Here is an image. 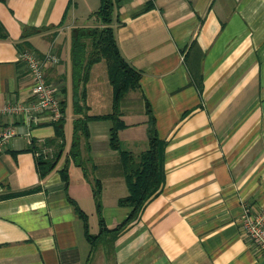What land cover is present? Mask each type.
Returning a JSON list of instances; mask_svg holds the SVG:
<instances>
[{
    "label": "crops",
    "instance_id": "obj_1",
    "mask_svg": "<svg viewBox=\"0 0 264 264\" xmlns=\"http://www.w3.org/2000/svg\"><path fill=\"white\" fill-rule=\"evenodd\" d=\"M113 1L117 45L141 75L121 103L120 150L143 152L152 133L164 141L161 190L113 246L92 252L69 197L95 234V178L108 229L131 211L119 204L129 190L120 150L111 146V119L89 120L88 138H79L93 174L70 159L74 121L113 108L106 61L84 80L73 60L79 28L101 26L94 15L101 0H0V107L36 102L20 55L53 51L61 61L48 67L47 79L60 87L65 113L59 122L0 115V125L15 130L0 152V264H93L100 248L99 264H107L105 255L114 264H264L239 221L246 206L264 212V0ZM39 160L57 162L45 178Z\"/></svg>",
    "mask_w": 264,
    "mask_h": 264
},
{
    "label": "trees",
    "instance_id": "obj_2",
    "mask_svg": "<svg viewBox=\"0 0 264 264\" xmlns=\"http://www.w3.org/2000/svg\"><path fill=\"white\" fill-rule=\"evenodd\" d=\"M114 12L113 0H101V5L94 15L101 23L100 27L79 28L78 33L73 36V60L75 70L79 72V77L84 80L88 78L91 68L101 60H105L108 66L110 83L114 90V100L112 112L106 116H89L84 115L74 121V143L70 152V159L78 166L84 169L85 176L88 177L90 172L87 171L85 161L81 159L79 138L81 134L85 139L88 138V121L96 118H109L113 122L111 129V146L113 149L120 150L119 131L126 124L121 119V103L125 95L140 87V73L135 70L122 56L117 45L114 30L110 25ZM38 30L37 28H27L26 32ZM6 34L0 25V38ZM40 53V52H39ZM147 112L151 113V106L146 101ZM64 111V109H63ZM78 113L80 111L77 110ZM64 119H62L63 121ZM154 120V119H153ZM63 124V123H62ZM61 126V125H60ZM62 127V126H61ZM62 137L64 130L58 129ZM165 143L155 133L149 137V146L139 154L133 152L121 151V161L123 174L126 179L129 194L120 199L121 206L131 209L128 217L116 228L108 229L105 226L103 217L102 191L103 185L101 180L95 178L93 183V197L99 217L101 230L99 234L90 232L88 215L81 209L78 203L69 197L74 205L76 213L83 220L87 240L91 244L92 252L98 245L113 246L116 238L135 220H137L146 206V204L159 194L164 179V152ZM57 162L39 160V171L43 178L49 175L56 167ZM68 165L63 169L64 177L68 185L69 179L67 174Z\"/></svg>",
    "mask_w": 264,
    "mask_h": 264
},
{
    "label": "built area",
    "instance_id": "obj_3",
    "mask_svg": "<svg viewBox=\"0 0 264 264\" xmlns=\"http://www.w3.org/2000/svg\"><path fill=\"white\" fill-rule=\"evenodd\" d=\"M21 61L32 77V94L36 102L8 103L0 107V115H23L26 121H40V115L46 114L50 120L59 122L65 117L61 102L60 87L47 79V69L57 65L61 59L53 51L44 54L31 49H25L20 55ZM15 136V130L8 125H0V152L5 151ZM243 232L253 241V244L264 254V212H253L250 207H244L240 216Z\"/></svg>",
    "mask_w": 264,
    "mask_h": 264
},
{
    "label": "rangeland",
    "instance_id": "obj_4",
    "mask_svg": "<svg viewBox=\"0 0 264 264\" xmlns=\"http://www.w3.org/2000/svg\"><path fill=\"white\" fill-rule=\"evenodd\" d=\"M95 1H97V0H95ZM73 72H74V68H73ZM67 113H68V117H70V115H71V113H72V111H73V109H72V106H70L69 108H67ZM71 123V122H70ZM92 172H90V174H91ZM93 174V173H92ZM89 220V219H88ZM90 224V223H89ZM91 224H92V226L90 227V232L92 233V234H95L96 232H97V226H96V224L92 221L91 222ZM102 244H100V245H98V247L99 246H101ZM104 255V251L102 250V248H100L97 252H96V254H95V260H93V264H99V257H100V255ZM105 259H106V261L105 262H107V264H114V258H113V255H105ZM95 261V262H94Z\"/></svg>",
    "mask_w": 264,
    "mask_h": 264
}]
</instances>
